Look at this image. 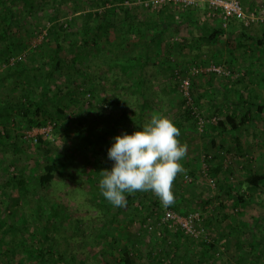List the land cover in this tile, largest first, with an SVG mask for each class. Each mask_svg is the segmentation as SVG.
<instances>
[{"label":"rangeland","instance_id":"1","mask_svg":"<svg viewBox=\"0 0 264 264\" xmlns=\"http://www.w3.org/2000/svg\"><path fill=\"white\" fill-rule=\"evenodd\" d=\"M141 1L0 0L2 217L19 221L33 211L39 217H33V229L38 224L52 229L55 244L72 264H115L122 252H129L136 264H189L191 253L199 260L205 244L220 237L225 246L209 253L203 264L262 262L264 192L247 188L245 178L264 175V111L257 113V106L264 105V47L256 44L264 35V0H239L243 16L226 27L201 0L195 8L168 4L159 10L142 8ZM120 7L126 12L120 13ZM109 10L115 11V26L101 20ZM168 15H174L173 22L164 21ZM131 20L138 24L135 35L125 37L129 47L104 48L108 37L119 41L116 32L122 33ZM86 21L97 26L89 30V39L83 35ZM98 25L106 28L99 31ZM53 29H58L62 59L86 58L76 63L82 73L74 84L61 71L53 75L57 88L46 121L53 130L47 135L44 128L28 126L19 88L34 87L32 77L48 70L56 48ZM238 38L244 45L230 55L228 44ZM211 66L227 74L207 72ZM194 69L200 72L193 74ZM242 95L253 104L252 119L238 132H222L219 122L246 109L238 103ZM38 98L36 93L33 101ZM154 115L172 120L187 145L181 161L185 171L172 184L175 208L164 207L151 191L125 193L126 206L113 207L99 189L101 171L110 170L113 162L79 147L105 151L113 137L140 130ZM40 137L43 142L35 141ZM49 162L57 164L55 179L38 187L33 178ZM20 174L22 185L16 179ZM229 185L235 187L232 196L226 194ZM237 191L248 197L247 205L235 206ZM167 209L180 216L200 214L205 236L189 237L165 222Z\"/></svg>","mask_w":264,"mask_h":264},{"label":"trees","instance_id":"2","mask_svg":"<svg viewBox=\"0 0 264 264\" xmlns=\"http://www.w3.org/2000/svg\"><path fill=\"white\" fill-rule=\"evenodd\" d=\"M124 1V0H122ZM147 1V0H143ZM141 1L140 3H142ZM103 3L107 2H114V0H102ZM142 8H145L141 4ZM151 10L153 9L152 7H149ZM147 10H150L148 8H145ZM117 10H120L121 12H126L123 10L121 7L118 8ZM156 10V9H153ZM114 13V15L112 13ZM131 19V17H129ZM174 15H168L165 17L164 21L168 22H173L174 21ZM133 19V18H132ZM95 19H92V22ZM104 24H109V25H114V23L117 24V21L115 20V11L109 10L108 12H105V15L101 19ZM91 22V23H92ZM131 23H125L122 22L121 24H126L123 27V31H117L116 35L119 37L118 39H115L114 41H111V38L108 37L106 39V42L104 43V48L107 47L109 44L111 47H114V49L118 48L121 50L127 49L129 47V44H125V37L127 36L128 33L135 35V26L138 24L137 21L131 20ZM148 23V21H147ZM147 23H144L145 25ZM69 24L63 25L64 28H67ZM84 36L86 35V39L88 38L87 35L91 31H96L97 26L92 27L88 25V21H86V25L84 24ZM157 28H162L160 25H155ZM106 28L105 26L99 27V31ZM58 29H53L51 32L53 36V41L55 42V52L53 55L52 60L48 64V70H46L44 73L42 72L41 75L38 76H33L32 77V84L34 85L31 86L29 89H24L23 87L19 88L22 92V98H24V104L26 106V113L24 116L29 118V124L28 126L30 128H45L47 127V120L50 118L51 111H48V101L51 99V94L52 92L57 88V84H54L51 82V79L55 72L61 71L65 73L68 76V83L74 84L76 80H74L75 75H78V73H82V69L78 68L79 66L76 64L77 61L79 62H84V59L86 58V54H79L78 56H74L72 58V61L70 60L69 62H66V60L62 59L61 56H59V53L61 52V43H60V37H58L57 31ZM8 33V28L7 30L4 31V35H7ZM89 36V35H88ZM158 36V33H157ZM244 37L246 35H243ZM154 38V37H153ZM4 40L3 35L0 38ZM89 39V38H88ZM244 39L249 40L252 39L251 36H246ZM129 43H134L132 42L130 38H127ZM241 38L238 39H233L232 41L229 42V48H230V55H234V52L238 50V48H242L244 43H240ZM83 47V43H85V38L82 37L81 39ZM257 46L263 48L264 47V35L262 39L256 40ZM79 45V44H78ZM131 46V45H130ZM264 52V51H263ZM10 58V56H9ZM9 60V59H7ZM19 64V61L15 63V65ZM82 76V75H81ZM36 82H41V85H37ZM54 86V88H53ZM59 88V87H58ZM68 88V87H67ZM39 90V91H38ZM38 93L39 98L36 101H33V96ZM243 98V99H242ZM142 104L145 103V100L141 98ZM238 103L241 104V108L246 106V109L240 112L238 111H233L230 112L229 115H227L225 121L219 122V127L222 132H238L241 130L242 126H245L248 121L252 119L253 113H252V107L253 104L249 100L245 99L244 96H241V101H238ZM12 107V106H8ZM60 107V106H59ZM9 110V108H5L4 111ZM62 108L60 107L59 111L62 112ZM264 111V105L257 106V113L262 114ZM240 116V119H239ZM55 127V125L53 126ZM115 133V129L111 130V134ZM39 140L40 142H43V137L40 138H35V141ZM237 142H240L239 138H236ZM214 144V141H212ZM80 150L90 152L91 154L93 153L94 155H99L102 156L103 158L107 157V150L108 148L104 151H95L92 149L85 147H79ZM57 170V164L49 162L45 164L43 167V173L41 175H38L37 177H34L35 183H37L38 187H45L47 185H50L54 179H55V174ZM218 172V171H217ZM17 181L19 182L20 185L24 184V179L23 175L20 174L17 178ZM245 185L247 188H249L252 191L255 192H264V175L262 174H252L248 177L245 178ZM229 191L226 192L228 196H232L235 192V187L234 185L230 186L229 185ZM239 190V189H237ZM237 195V201L235 202V206L239 205H247V202H249L248 197L240 191L236 192ZM263 201V200H262ZM261 201V202H262ZM18 208H22V205L20 202H17L15 204ZM171 208H175L174 206H170ZM26 210H23V212ZM33 217L36 219H39V217L32 211V212H24L21 216V220L16 221L13 217L7 218V217H2V213L0 212V264H72L71 259L67 256V252L63 251L59 244L56 245L54 242L55 236L53 235V232L47 227V226H41V225H36L35 230L33 229L32 225V220ZM256 222H260V220H256ZM210 222H206V226L210 227ZM209 233V232H208ZM37 234L39 235V239H37ZM212 235L213 233L210 232ZM214 236V234H213ZM7 237H10L11 240H8ZM225 239L224 238H219V239H213L212 243L207 244L203 248V250L200 253V259L194 260V256L191 253V256H188L189 264H203V261H206V257L209 253H215V251H218V247L220 245L225 246ZM173 244V243H172ZM185 255L180 258L184 259ZM179 260V259H178ZM231 259H226L227 264L229 263ZM84 264V263H83ZM115 264H136L132 260V257L130 256L129 252H122L120 255V258L117 263Z\"/></svg>","mask_w":264,"mask_h":264},{"label":"clouds","instance_id":"3","mask_svg":"<svg viewBox=\"0 0 264 264\" xmlns=\"http://www.w3.org/2000/svg\"><path fill=\"white\" fill-rule=\"evenodd\" d=\"M180 130L172 120L154 115L140 130L122 132L112 138L107 157L110 170L101 171V195L113 207L126 206L125 193H154L164 207L174 203L172 184L185 169L187 145L179 140Z\"/></svg>","mask_w":264,"mask_h":264},{"label":"built area","instance_id":"4","mask_svg":"<svg viewBox=\"0 0 264 264\" xmlns=\"http://www.w3.org/2000/svg\"><path fill=\"white\" fill-rule=\"evenodd\" d=\"M200 0H147L142 4L145 8L159 10L163 6L172 4L179 5L185 9L195 8ZM207 4V7L212 11L213 16H219L226 27L229 22L236 17L243 16L242 5L239 0H201ZM193 74L199 73V69H194ZM207 72L216 74H227L221 67L211 66ZM183 88L189 87V81H183ZM44 132L49 135L52 132V126L45 127ZM164 220L167 223H175L186 235L193 238L204 237L205 231L201 227V216L198 213H188L185 216L176 215L172 210L167 209L164 212Z\"/></svg>","mask_w":264,"mask_h":264},{"label":"crops","instance_id":"5","mask_svg":"<svg viewBox=\"0 0 264 264\" xmlns=\"http://www.w3.org/2000/svg\"><path fill=\"white\" fill-rule=\"evenodd\" d=\"M229 263L233 264V261L230 260ZM241 263L243 264V262H240V264H241ZM226 264H227V263H226ZM253 264H264V261H262V262H256V261H255Z\"/></svg>","mask_w":264,"mask_h":264}]
</instances>
